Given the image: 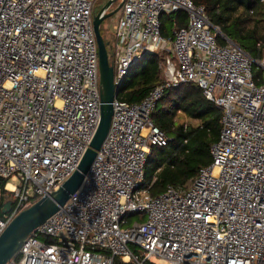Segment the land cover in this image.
I'll use <instances>...</instances> for the list:
<instances>
[{
  "label": "built area",
  "instance_id": "built-area-1",
  "mask_svg": "<svg viewBox=\"0 0 264 264\" xmlns=\"http://www.w3.org/2000/svg\"><path fill=\"white\" fill-rule=\"evenodd\" d=\"M94 2L0 0V179L13 201L0 235L75 172L97 131ZM121 9L112 57L118 93L134 64L159 49L170 50L165 81L139 102L117 93L81 187L8 264H264V55L254 59L224 36L193 0H123ZM178 11L187 24L164 35L161 16ZM184 83L198 84L222 112L220 137L211 164L189 184L153 195L147 157L169 138L152 114L167 88ZM132 213L146 219L130 224Z\"/></svg>",
  "mask_w": 264,
  "mask_h": 264
},
{
  "label": "trees",
  "instance_id": "trees-1",
  "mask_svg": "<svg viewBox=\"0 0 264 264\" xmlns=\"http://www.w3.org/2000/svg\"><path fill=\"white\" fill-rule=\"evenodd\" d=\"M203 5L211 22L230 40L241 46L254 59L264 55V0H193ZM162 32L169 36V26L187 24V13L178 11L161 16ZM219 43H225L219 38ZM111 57L115 44L108 48ZM167 52L156 50L145 54L130 69L118 93L127 103L144 99L155 86L163 83L162 63ZM198 121L197 124L179 122V114ZM222 112L208 100L195 83L167 88L152 114L153 122L168 135L165 146L152 145L145 165V182L154 180L151 193L163 192L168 185L185 187L212 162L211 147L221 133ZM6 179H0V215L3 204L11 196L5 189Z\"/></svg>",
  "mask_w": 264,
  "mask_h": 264
},
{
  "label": "water",
  "instance_id": "water-1",
  "mask_svg": "<svg viewBox=\"0 0 264 264\" xmlns=\"http://www.w3.org/2000/svg\"><path fill=\"white\" fill-rule=\"evenodd\" d=\"M115 2L117 0H109L93 16V26L98 45L101 84V119L97 131L75 172L58 189L39 198L30 206L21 210L8 224L0 235V264H8L12 259L17 257L29 235L64 206L71 195L81 187L85 175L93 165L109 133L114 112L112 102L118 90L114 82V66L112 61H110L109 42L102 35L101 25L106 18L112 16L122 8L123 0L115 10L108 11ZM217 28L220 30L219 27ZM223 35L226 36L224 33ZM12 202L9 199L3 204V214L11 210Z\"/></svg>",
  "mask_w": 264,
  "mask_h": 264
},
{
  "label": "rangeland",
  "instance_id": "rangeland-1",
  "mask_svg": "<svg viewBox=\"0 0 264 264\" xmlns=\"http://www.w3.org/2000/svg\"><path fill=\"white\" fill-rule=\"evenodd\" d=\"M108 1L109 0H95V2H94V10H95V12H98L99 10H101L106 5V3ZM118 5H119L118 2L114 3L109 11L115 10V8H117ZM121 15H122V9H119L112 16L106 18L102 22L101 32H102V35H103L104 39L107 42H109V44H108V48L109 49L111 47V43L115 44V42H116L115 26L119 23ZM173 27H174L173 25L169 26L168 33H170V31H172ZM259 29H260V31L262 33H264V22L263 21H260ZM171 46H172V42H171V40H168L167 48L170 49ZM164 51L167 52V54L170 52V50H168L169 52L166 51V50H164ZM259 58H261V56ZM259 58H257V59H259ZM110 61H112L111 55H110ZM255 71H256V74L258 76H261V74H262L261 70L255 68ZM162 74H163V77L165 78L164 69H163ZM177 119H178L179 122H184V123H192V124H197L198 123L197 120L192 119V118H190V117H188V116H186L185 114H182V113L179 114ZM153 181L154 180H152L151 182L147 183V185L152 183ZM145 219H146V215L143 214V213H132V214L129 215V223L130 224L135 223V222H143ZM142 253H143V251L141 250L140 254L142 255ZM152 262L156 263V264H168L167 261L161 260L159 257H153L152 258Z\"/></svg>",
  "mask_w": 264,
  "mask_h": 264
},
{
  "label": "crops",
  "instance_id": "crops-1",
  "mask_svg": "<svg viewBox=\"0 0 264 264\" xmlns=\"http://www.w3.org/2000/svg\"><path fill=\"white\" fill-rule=\"evenodd\" d=\"M121 1H122V0H117V2H118L119 4H120ZM115 3H116V2H115ZM112 6H113V5H112ZM112 6H111V7H112ZM109 10H110V9H109ZM109 10H108V11H109ZM170 33H171V31H170ZM171 56H172L173 59L176 60V57H175L174 55H171Z\"/></svg>",
  "mask_w": 264,
  "mask_h": 264
},
{
  "label": "bare ground",
  "instance_id": "bare-ground-1",
  "mask_svg": "<svg viewBox=\"0 0 264 264\" xmlns=\"http://www.w3.org/2000/svg\"><path fill=\"white\" fill-rule=\"evenodd\" d=\"M9 187H11V186L9 185Z\"/></svg>",
  "mask_w": 264,
  "mask_h": 264
}]
</instances>
